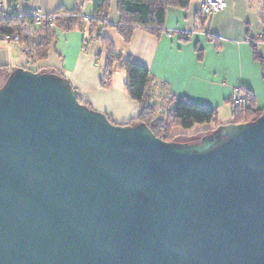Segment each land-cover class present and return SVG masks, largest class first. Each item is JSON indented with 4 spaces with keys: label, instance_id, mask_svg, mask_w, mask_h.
I'll return each instance as SVG.
<instances>
[{
    "label": "water",
    "instance_id": "water-1",
    "mask_svg": "<svg viewBox=\"0 0 264 264\" xmlns=\"http://www.w3.org/2000/svg\"><path fill=\"white\" fill-rule=\"evenodd\" d=\"M0 264H264V111L164 141L80 103L66 77L13 69Z\"/></svg>",
    "mask_w": 264,
    "mask_h": 264
},
{
    "label": "crops",
    "instance_id": "crops-1",
    "mask_svg": "<svg viewBox=\"0 0 264 264\" xmlns=\"http://www.w3.org/2000/svg\"><path fill=\"white\" fill-rule=\"evenodd\" d=\"M224 1L223 10L202 20L200 15L196 17L200 14L199 1H192L186 9L168 7L159 35L136 28L130 40L124 42L114 28L119 21L118 0H110L101 34L113 41L119 54L145 66L156 83L161 84L154 88L164 86L171 100L186 98L197 105L215 108L218 122L229 123V102L238 88L248 92L255 108H264V42L256 43L258 58L251 45V40L264 34V0ZM0 3L3 8H38L43 13L56 10L77 11L87 16L94 13L92 0H0ZM84 42L85 32L81 29L55 28L52 48L34 67L27 63L26 53L15 43L7 42L8 45H0V71L8 74L18 67L55 71L69 79L78 97L114 122L123 124L135 118L139 104L127 95L124 71H114L106 85H101L105 74L104 48L98 40H91L84 49Z\"/></svg>",
    "mask_w": 264,
    "mask_h": 264
},
{
    "label": "trees",
    "instance_id": "trees-1",
    "mask_svg": "<svg viewBox=\"0 0 264 264\" xmlns=\"http://www.w3.org/2000/svg\"><path fill=\"white\" fill-rule=\"evenodd\" d=\"M192 1L195 0H118L119 21L114 28L124 42L130 40L136 28L143 29L153 35H159L163 30L166 9L168 7L186 9ZM196 1L200 2L201 0ZM92 5L94 13L90 16L88 22L83 21L73 11L56 10L58 16L55 20L44 19L38 25H35L33 21H29V25L26 26V21H21L17 17L1 19L0 33L9 32L17 35L19 44L26 48L27 63L33 65L47 57L52 48L55 28L61 30H83L85 32L83 48L85 49L91 40H98L106 54L105 74L101 85H106L107 79L114 71L122 70L126 75L124 87L127 95L139 104L137 116L123 124L132 125L143 122L155 136L164 141H174L178 136L186 135L181 130L189 129L197 124H205L206 127L192 132L193 136L199 133L201 136L208 134L221 124L217 120V110L215 108L197 105L186 98L171 100V95L165 92L164 86L154 88L159 87L161 84L156 83L149 70L135 62L131 57H124L119 54L113 41L101 34L106 25L104 20L106 19V9L110 6V0H92ZM199 15L201 20L206 17V15L201 13L197 14L196 17H199ZM259 41L264 42V34L251 40V45L257 58L256 43ZM45 72H53L62 76L55 71L48 70ZM239 92L245 98V103L238 104L233 99L230 100V122H251L263 113L264 108H255L252 97L248 92H245L244 88H239ZM156 97L160 99V102L162 99L165 101L169 99L166 103L170 101L172 104L169 113L164 118L156 117L157 103L154 101ZM77 99L80 103L92 108L86 100L78 97ZM174 101L175 103H173ZM110 121L116 124L113 120L110 119ZM200 137L197 139L191 138L185 142L199 140Z\"/></svg>",
    "mask_w": 264,
    "mask_h": 264
},
{
    "label": "built area",
    "instance_id": "built-area-1",
    "mask_svg": "<svg viewBox=\"0 0 264 264\" xmlns=\"http://www.w3.org/2000/svg\"><path fill=\"white\" fill-rule=\"evenodd\" d=\"M87 1V0H83ZM226 4L224 0H201L199 3V12L203 15H211L213 13L219 12L225 8ZM77 15H79L83 21L88 22L90 16L84 15L77 11H74ZM58 14L56 12L43 13L38 8L30 9V10H19L17 7L10 6L8 8H3L0 3V20L8 17H17L21 21H26V26H28L29 21H33L35 25L40 24V22L44 19H48L50 21L55 20ZM106 23V19L104 20V24ZM0 39L5 42L18 43V36L13 33H0ZM21 50L26 53L25 46L21 45ZM233 100L235 103L242 104L245 103V98L241 96L239 92V88L234 91Z\"/></svg>",
    "mask_w": 264,
    "mask_h": 264
},
{
    "label": "rangeland",
    "instance_id": "rangeland-1",
    "mask_svg": "<svg viewBox=\"0 0 264 264\" xmlns=\"http://www.w3.org/2000/svg\"><path fill=\"white\" fill-rule=\"evenodd\" d=\"M4 2H6L7 0H3ZM9 43L5 42V41H2L0 39V45H8ZM15 45H17L18 48L21 49V45H19L18 43H15ZM32 67H34L32 65ZM45 72V71H44ZM8 77V74H5L4 71H0V86L4 84V82L6 81ZM78 97V95H77ZM80 98V97H78ZM81 99V98H80ZM169 99H167L166 101H168ZM154 101L157 103V110H156V117H159V118H164L165 116H167V114L169 113V110L171 109L172 107V104L171 102L169 101L168 103H166L165 100L162 99V101L160 102L159 99H154ZM175 103V101L173 102ZM90 105V104H89ZM174 105V104H173ZM91 106V105H90ZM227 110V109H226ZM228 113V111H226ZM226 113V114H227ZM110 120V119H109ZM206 125L205 124H197L189 129H186V130H181V129H177V130H181L184 132V134L186 135H180L178 136L177 138H175V142H185L191 138H195L197 139L198 137L201 136V134H197L196 136H193L191 133L196 131V130H200L202 128H205ZM214 130V129H213ZM189 134V135H188Z\"/></svg>",
    "mask_w": 264,
    "mask_h": 264
}]
</instances>
